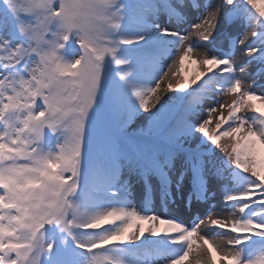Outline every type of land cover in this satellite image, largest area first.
<instances>
[{
  "label": "snow or ice",
  "instance_id": "6c2138e0",
  "mask_svg": "<svg viewBox=\"0 0 264 264\" xmlns=\"http://www.w3.org/2000/svg\"><path fill=\"white\" fill-rule=\"evenodd\" d=\"M0 264H264V0H0Z\"/></svg>",
  "mask_w": 264,
  "mask_h": 264
}]
</instances>
